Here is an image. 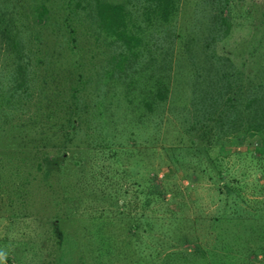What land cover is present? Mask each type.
<instances>
[{"label":"rangeland","instance_id":"rangeland-1","mask_svg":"<svg viewBox=\"0 0 264 264\" xmlns=\"http://www.w3.org/2000/svg\"><path fill=\"white\" fill-rule=\"evenodd\" d=\"M196 1L185 0L183 18L190 24L198 19L196 10L191 12ZM228 2L223 12L230 29L215 50L221 63H227L229 55L239 66L247 43L254 34L259 37L253 28L262 25L264 0ZM46 3L40 20L36 6L21 8L25 30L39 34L48 52H30L24 61L16 55L24 49L17 37V46L11 47L10 39L0 35V264H264V152L263 158L254 159L251 149L242 150L264 144V139L253 135L233 141L229 133L214 145V140L208 144L206 137L194 134L196 148L185 152L188 138L176 116L181 110L170 100V111L164 106L153 120L149 113L139 116L142 109L134 110L135 105L127 109L123 92L125 84L132 87L131 66L112 70L125 84L114 82L105 52L84 63L101 79L81 77L84 86L76 103H82V109L73 114L74 131L59 125L66 116L61 102L55 117L41 118L36 106L48 102L55 89L67 90L68 96L71 81L65 75L47 76L52 56L59 62L71 55L58 50L71 34L64 19L68 6L62 0ZM178 17L182 20L181 10ZM68 22L76 26L73 17ZM71 33L78 44L86 37L79 27ZM52 50L60 55H49ZM260 58L252 65L263 75ZM27 61L34 68L26 67ZM23 62L24 67H18ZM103 70L108 78H103ZM232 73L220 79L219 86H241L232 98L238 105L241 94L248 95L247 89L263 76L243 85ZM21 77L29 94L22 97L20 88L17 92L27 103L7 99L6 90ZM224 94L220 92L221 100H230ZM57 154L58 163L53 157ZM44 155H50L52 163L46 165ZM220 182L231 184L232 192L239 191L243 198L224 195L217 187ZM152 183L156 188L151 189ZM217 215L221 221L216 224ZM173 239L176 245L169 250Z\"/></svg>","mask_w":264,"mask_h":264},{"label":"trees","instance_id":"trees-1","mask_svg":"<svg viewBox=\"0 0 264 264\" xmlns=\"http://www.w3.org/2000/svg\"><path fill=\"white\" fill-rule=\"evenodd\" d=\"M50 1L52 3V0ZM62 1L68 6L64 19L71 35L68 39H63L62 48L58 50L62 54L68 51L71 55L67 58L63 57L65 61L59 62L56 60L57 57L51 55L54 60H51L47 66V76L52 79L55 77L54 74L65 75L71 79V83L69 82L68 86V96H65L67 90L64 93L61 89H55L48 96V102L45 100L36 106L41 118H45L43 114L50 115L49 118L55 117V112L60 111L58 107L63 105L65 107L63 113L66 116L65 121L61 120L59 125L65 126L69 133L74 131L72 129L73 114L75 115L76 108L82 109V103L81 105L76 103L81 90L79 87L84 86L81 77L84 80L91 79V77L99 78L98 72L92 68L90 70L85 68L84 63L92 59L96 53L105 52L108 54L105 59L109 66L107 72L112 74L114 82L125 84L117 79L118 76H114L112 70L122 72L131 66L132 71L128 84L132 87L129 88L125 84L126 88L123 92L125 95L123 105L127 109H130V105H135L134 110L142 109L139 116L149 113V117L155 119L152 115H156L157 112L162 114L165 110L164 106H167L169 111L173 107V105L168 107V101L171 100L177 105V110H181V113L176 115L180 122L178 126L183 128L182 133L188 138V142L183 146L186 149L185 152H192L193 147L196 148L195 139L197 138L192 137L194 134H197L199 139L206 137L208 144H211L213 140L216 142L226 137L229 133L233 134L231 136L233 141L253 135H258L261 140L264 139V73L260 74V67L255 71L252 65L253 60L260 56V63L264 64L261 62V59L264 60V6L260 10L262 25L256 23L253 28L254 32H258L259 37H256V34L253 35L244 49L247 52L246 56L240 57L238 62L241 65L237 66L229 55L226 56L227 63H221L218 52L215 50L217 43L228 35L230 29L224 14L228 10L227 6H224L229 3L228 0H197V6H191V12L196 10L198 19L192 24L183 18L185 0ZM183 1L184 6L182 7ZM46 2L47 0H42L33 4L29 3V0H0V4H4L0 5V35L5 39H10L11 47L17 46L14 38L17 37L18 43L21 44L20 46L23 45L24 49L16 55L24 61L26 56L30 57V52L44 53L42 50L48 52V49L41 45L42 39L39 34L25 30L22 21L25 13L21 6H36L35 15L37 20H40L47 12ZM7 6H14V9L12 10L13 7L8 9ZM179 10H181L182 20L178 17ZM191 12L188 14L189 17ZM69 16L75 19L76 26L69 24ZM76 27L86 32V37L82 38L79 44L75 41L74 33H71L75 32ZM14 33L16 35H13ZM258 41L261 42L260 45ZM30 42L32 45L29 44ZM50 54L60 55L56 50H52ZM41 58L38 55L37 59ZM19 66L23 68L24 62ZM28 66L34 68L30 61L26 63V67ZM231 69H236V72L232 73ZM102 72H104L103 78L109 77L107 72L104 70ZM227 72L237 77L239 82L244 83L243 85L250 83L252 77L262 75L263 80L253 84L252 88H248V95L242 93L240 96L242 98L236 105L232 98L241 86L236 90L232 85L224 89L221 85L219 86L220 79L227 78L229 74ZM24 73L25 71L22 76ZM25 81L21 77L13 89L6 90L7 99L12 98L20 103H27L26 99L19 97L20 94L22 97L29 94L28 84ZM19 88L21 89L20 94L17 92ZM225 91L230 95L227 97L230 99L228 101L221 100L220 92L224 94ZM134 97L137 99L134 100ZM86 107L85 105L83 109ZM48 125L53 127L55 123ZM53 131L55 132L54 129ZM48 134L47 132L46 135L40 136L46 139ZM242 150L249 151L250 157L254 159L255 157L256 159L263 158L264 144L260 143L251 148L245 146ZM252 151L259 156H253ZM185 154L180 152L179 157L188 161L184 158ZM49 156H42L41 160L46 165L52 163ZM59 156L60 154L53 155L56 163H58ZM260 166L263 167L264 164ZM218 175L221 174L217 173L216 177H219ZM209 176L213 175L209 174ZM155 185L152 183L151 189L156 188L157 185ZM217 187L224 195L243 198L239 191L232 192L234 188L231 184L224 185L220 182ZM150 192L153 197L156 196L154 191ZM230 200L233 201V199ZM147 202V199L143 200L142 205ZM219 218L220 215L215 216L214 223L220 222ZM176 242L177 239L168 242L169 248L167 249L172 250Z\"/></svg>","mask_w":264,"mask_h":264}]
</instances>
